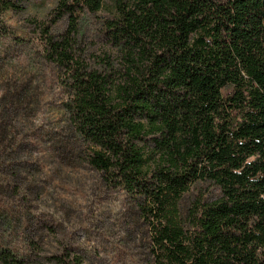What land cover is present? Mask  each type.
Instances as JSON below:
<instances>
[{
	"label": "trees",
	"instance_id": "16d2710c",
	"mask_svg": "<svg viewBox=\"0 0 264 264\" xmlns=\"http://www.w3.org/2000/svg\"><path fill=\"white\" fill-rule=\"evenodd\" d=\"M30 0H0V22ZM76 143L146 227L152 264H264V0H58ZM98 19L96 67L73 36ZM58 264H80L63 257ZM0 264H30L0 247Z\"/></svg>",
	"mask_w": 264,
	"mask_h": 264
},
{
	"label": "rangeland",
	"instance_id": "374dc122",
	"mask_svg": "<svg viewBox=\"0 0 264 264\" xmlns=\"http://www.w3.org/2000/svg\"><path fill=\"white\" fill-rule=\"evenodd\" d=\"M81 20L76 57L96 67L109 46L96 17ZM68 28L58 0H30L0 22V247L30 264H152L130 198L104 184L72 134L69 70L49 44Z\"/></svg>",
	"mask_w": 264,
	"mask_h": 264
}]
</instances>
